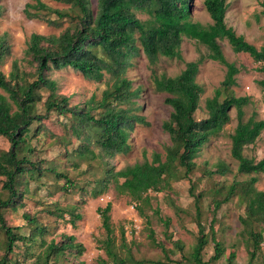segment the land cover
Returning <instances> with one entry per match:
<instances>
[{"label": "rangeland", "instance_id": "374dc122", "mask_svg": "<svg viewBox=\"0 0 264 264\" xmlns=\"http://www.w3.org/2000/svg\"><path fill=\"white\" fill-rule=\"evenodd\" d=\"M28 1L33 0H0V42L7 49L0 62V71L8 77L16 63L20 71L27 72V81H32L36 75L32 76L35 63H31L30 55L26 53L29 35L32 32L58 35L68 26L72 27L73 22L67 17L59 27H53L43 20L30 19L23 11ZM41 1L59 10L69 7V4L58 0ZM227 1L226 25L260 48L264 44V16L257 18V14L264 0ZM202 2L193 1L191 17L193 21L206 25L211 23V19ZM96 4L97 0H90L91 8L95 9ZM137 16L146 18L141 13H137ZM218 43L225 58L241 68L236 75V85L231 86L228 93L251 97L252 102L244 108V120L251 117L263 119L264 98L257 84L264 79V73L257 70L262 64L253 62L246 53L234 52L226 39H220ZM180 50L181 59L160 57L152 67L140 52L127 70L126 76L132 80L133 88L141 87L137 99L141 110L138 113L148 121L147 125H135L128 138V152L108 156L92 144L93 156H73L72 150L78 148L82 141L76 139L71 127L74 119L69 114L52 112L42 123L32 124L28 140L32 149L29 157L40 160L41 169L48 171H44L39 178L26 176L20 185L23 195L18 199L21 205L3 210L6 224L16 227L15 232L24 239L16 240L12 251L7 252L6 235L0 226V264H157V261L196 264L193 251L199 235L198 221L208 238L201 251L202 261L206 264H264V219L254 220L249 225L254 231L261 232L263 237L255 257L250 259L252 242L239 221L240 216H247V202L238 193L223 201L232 183L251 177L257 179L255 187L264 191V173H240L237 161L230 155L229 135L237 123L234 108L230 110V121L221 133L210 138L202 147L194 159L195 167L187 177H183L184 169L178 167V177L169 179L167 185L161 183V188L156 191L143 193L141 200L118 193L112 181L108 182L103 193L93 194L108 167L117 171L142 162L144 156L151 161L154 153H159L164 160L170 140L161 124L168 118L171 108L164 102L167 94L154 90L151 68L158 75L175 76L184 68L185 62L207 53L203 44L187 37H183ZM46 74L57 82L58 93L69 97V106L77 108L97 106L103 90L108 86V75L94 81L71 68L51 69ZM224 74L225 66L218 61L205 58L200 64L196 81L203 88V93L199 108L194 113L196 119L207 117L205 100L220 88ZM0 93L8 96L4 90L0 89ZM41 93L43 101L47 92ZM42 101L34 104L31 112L43 114ZM97 110L101 109L92 110V113ZM9 147V140L0 136V151ZM243 154L256 161L264 155V130L254 144L244 147ZM52 168L66 177L55 176L50 171ZM4 179V176H0V197L3 199L8 196V191L2 188ZM108 203L112 228V241L108 249L111 255L105 251L106 232L98 213V209ZM77 214L80 217L72 221L73 215ZM25 215L32 220L26 219ZM39 228H43L42 233H39ZM211 228L215 240L221 243L224 251L216 260H210L214 254ZM68 236L74 237V243L82 250L80 254L75 255V249H69L59 257L46 255L45 248L51 239L60 241ZM231 252L234 257L228 260Z\"/></svg>", "mask_w": 264, "mask_h": 264}, {"label": "trees", "instance_id": "16d2710c", "mask_svg": "<svg viewBox=\"0 0 264 264\" xmlns=\"http://www.w3.org/2000/svg\"><path fill=\"white\" fill-rule=\"evenodd\" d=\"M58 1L69 4L68 9L52 8L41 0L28 1L24 6L26 17L43 20L53 27H59L67 17L73 22L72 27L68 26L58 35L36 32L29 35L26 53L30 55L31 63H35L32 76L36 75V78L27 81V72L20 71L16 63L8 77L0 71V89L8 94L5 96L0 93V136L6 137L10 142L8 150L0 151V176L5 177L2 188L8 191L5 199L0 197V226L6 235L7 252L12 251L14 242L24 239V236L15 232L16 227L6 224L3 210L15 209L21 205L18 199L23 195L20 185L26 176L39 178L44 171H48L41 169L40 160L29 157L28 153L32 149L28 140L32 124L42 123L52 112L59 115L69 114L74 119L71 127L76 139L82 141L78 148L72 150L73 156H93L94 152L90 148L92 144L108 156L128 152V138L135 125H147L148 121L138 113L141 110V104L137 101L141 87L133 88V82L126 76V72L140 52L145 55L151 67L160 57L181 59L180 46L183 37L203 44L207 53L196 60L185 62L184 68L175 76L158 75L151 68L154 90L167 94L164 102L171 108L168 118L161 124L170 140L165 149L164 160L159 153H154L151 161L144 156L142 162L117 171L108 167L93 194L103 193L108 182L112 181L118 193L141 200L143 193L148 190L156 191L161 188V183L167 185L169 179L178 177V167L184 169L183 177H187L194 169V159L202 147L210 138L218 136L229 123V112L232 108L236 110L237 123L229 135L230 155L237 161L240 173H264V155L256 161L243 154L244 147L254 144L264 130V118L251 117L244 120V108L252 102L251 97L228 93L230 87L236 85V75L241 68L225 58L218 40L226 39L234 52L246 53L253 62L261 63L257 70L262 73L264 44L257 48L226 25L225 14L229 6L227 0H203V8L211 19V23L206 25L192 20L194 0H97L95 9L91 8L90 0ZM260 5L257 18L264 16V2ZM137 13L146 15V18H139ZM6 53L7 49L0 42V62ZM205 58L224 65L225 74L220 88L205 100L207 117L198 120L194 113L199 108L203 88L196 81V77ZM65 68L79 71L85 78L94 81H100L108 75V86L103 90L97 106L72 107L69 106V97L58 93L57 82L48 77L46 72ZM257 84L264 98V79ZM41 91L47 92L43 101ZM40 101L43 102L44 113L31 112V107ZM97 108L101 110L92 113ZM50 171L57 177H66L54 168ZM256 181L255 177H251L232 183L227 196L223 198L226 202L230 196L238 193L247 202V216H240L239 221L244 225L252 242L250 259L255 257L263 240L261 232L249 228L254 220L264 219V191L255 187ZM109 211V203L98 209L106 232L105 251L111 255L108 249L112 241ZM24 217L32 220L28 215ZM79 217L78 214L73 215L72 221ZM197 225L199 235L193 260L196 264H206L202 261L201 251L208 238L199 221ZM39 229V233H42L43 228ZM211 231L214 254L210 260H216L224 251L221 243L215 240L212 228ZM76 247L79 248V245L74 243V237L68 236L62 237L60 241L51 239L45 252L47 256L59 257L69 249H75V255H78L82 250ZM233 257L234 253L231 252L228 260ZM156 263L167 264L160 261Z\"/></svg>", "mask_w": 264, "mask_h": 264}, {"label": "crops", "instance_id": "0c3cea01", "mask_svg": "<svg viewBox=\"0 0 264 264\" xmlns=\"http://www.w3.org/2000/svg\"><path fill=\"white\" fill-rule=\"evenodd\" d=\"M263 64H264V62H263Z\"/></svg>", "mask_w": 264, "mask_h": 264}]
</instances>
